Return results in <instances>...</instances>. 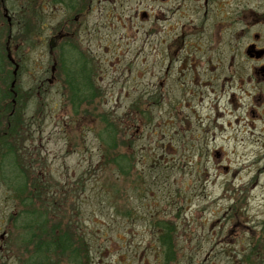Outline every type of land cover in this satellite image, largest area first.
<instances>
[{
    "label": "rangeland",
    "instance_id": "1",
    "mask_svg": "<svg viewBox=\"0 0 264 264\" xmlns=\"http://www.w3.org/2000/svg\"><path fill=\"white\" fill-rule=\"evenodd\" d=\"M5 1L26 100L15 172L29 191L40 187L23 206L0 168V264H20L31 248L27 209L60 225L56 234L81 236L88 264H163L161 222L174 226L169 264H241L248 247L264 261V57L245 52L255 32L264 44V24L241 28L232 14L226 26L230 13L109 12L98 0L74 10ZM64 60L93 69L86 102L70 99ZM10 69L5 61L1 90ZM107 119L114 149L102 138ZM118 154L124 172L109 161Z\"/></svg>",
    "mask_w": 264,
    "mask_h": 264
},
{
    "label": "trees",
    "instance_id": "2",
    "mask_svg": "<svg viewBox=\"0 0 264 264\" xmlns=\"http://www.w3.org/2000/svg\"><path fill=\"white\" fill-rule=\"evenodd\" d=\"M53 1H62V0H53ZM64 1V0H63ZM2 3V4H1ZM70 4V3H69ZM0 5L2 7L1 15L5 19L7 24L6 32V45H2L3 48L0 49V74L3 72V63L6 61V65L11 66L12 69L8 70L7 74H10L11 81L6 85L5 90L0 89V156L3 160L0 161L1 172H3V177L8 181L11 180L15 197L19 203L23 206L31 205V201L36 197V190H39V185L33 184L36 187V190L29 191L27 189L25 177L23 174L25 172L17 171V168L22 169V167L17 162V151L15 143L22 136L24 132L23 129V111L25 109L26 100L22 102V95L24 93V86L18 82L17 78L19 77L20 70L19 64L13 58L10 57V52L8 50V37L11 34V26L7 21L8 18V6L5 0H0ZM7 15V18L5 16ZM5 47V48H4ZM5 53V57H4ZM66 61L62 65V72L64 74V82L67 89L72 93L71 98L73 103H77L75 98H78L79 102H86L88 99L95 95L94 93V84L92 83V71L93 69L85 61L80 67L67 68ZM70 62L73 61L70 59ZM23 103V104H22ZM73 109L75 106L73 105ZM106 120L105 118L103 119ZM107 124L102 131V138L105 139V143L111 145L110 148L118 147L116 146V137L117 130L113 126V123L107 119ZM110 155H107L109 157ZM111 161L114 166L119 170L124 172V167L122 162L124 161V155H115L110 156ZM1 158V157H0ZM5 169V170H2ZM8 173H14L13 176H9ZM8 175V176H7ZM12 178H14L12 180ZM19 178L23 181H19ZM26 180V179H25ZM24 213V211H22ZM21 212V213H22ZM26 216H31L35 219V222L29 229V236L27 237L25 244L26 246L31 245V248L27 251V255L20 260V264H88L89 259L87 256L86 246L81 242V236L78 234H69L62 232L56 234V230H62V227L50 225L47 227L46 219L40 220L39 211L26 210ZM14 218L13 214H11ZM60 223V220L57 224ZM74 227V226H72ZM70 228V230L72 229ZM27 228V227H25ZM67 228H69L67 226ZM158 228L161 230L159 235V241L164 249V260L163 264H169L173 262L176 258V244L174 242V226L165 224L163 222L158 224ZM69 230V231H70ZM160 232V231H159ZM28 249V248H27ZM249 251L239 258L241 259V264H244L243 261L248 262L249 264H264L262 259V252L259 248H249ZM255 251V252H254ZM245 253V252H244ZM250 256H254V260L250 259Z\"/></svg>",
    "mask_w": 264,
    "mask_h": 264
},
{
    "label": "flooded vegetation",
    "instance_id": "3",
    "mask_svg": "<svg viewBox=\"0 0 264 264\" xmlns=\"http://www.w3.org/2000/svg\"><path fill=\"white\" fill-rule=\"evenodd\" d=\"M97 1V0H96ZM101 4V8L109 12H114L121 8L122 11L132 12L135 14L140 13L145 17L149 14L152 18L154 14L161 12H184L189 10L191 12L208 15L209 13H230L228 23L226 26L231 25V16L236 14L237 24H242L241 28H249L248 23H251L253 27L262 28L264 24V0H226L221 3L220 0H149L151 1L147 6L139 9V0H98ZM57 2H64L67 4L69 9H76L79 1L77 0H62ZM70 3V4H69ZM84 3L88 4V7L94 3L93 0H84ZM125 4V5H123ZM159 4V5H156ZM251 16V18L249 17ZM155 18V17H154ZM216 23L220 20L217 15H214ZM249 20V21H248ZM222 26V25H221ZM232 28V27H231ZM183 32H180V39L182 43H185V25L181 27ZM261 33L255 32L251 34L250 40L245 44V52L248 55L257 57H264V44H258ZM166 39L164 38L163 41ZM264 41V39H263ZM84 59V58H83ZM70 234V232H68Z\"/></svg>",
    "mask_w": 264,
    "mask_h": 264
}]
</instances>
